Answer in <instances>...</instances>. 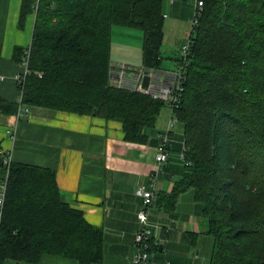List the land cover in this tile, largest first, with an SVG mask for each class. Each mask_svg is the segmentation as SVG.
<instances>
[{
  "label": "trees",
  "instance_id": "obj_1",
  "mask_svg": "<svg viewBox=\"0 0 264 264\" xmlns=\"http://www.w3.org/2000/svg\"><path fill=\"white\" fill-rule=\"evenodd\" d=\"M34 12L25 104L119 121L125 141L145 144L168 104L110 85L112 37L116 27L141 30L142 64L160 71L162 0H22L20 22ZM192 40L173 115L184 126L183 169L155 205L174 209L193 190L214 240L211 264H264V0H206ZM25 50L15 51L20 63ZM8 173L0 264L103 261V229L64 200L55 169L11 161Z\"/></svg>",
  "mask_w": 264,
  "mask_h": 264
},
{
  "label": "crops",
  "instance_id": "obj_2",
  "mask_svg": "<svg viewBox=\"0 0 264 264\" xmlns=\"http://www.w3.org/2000/svg\"><path fill=\"white\" fill-rule=\"evenodd\" d=\"M196 2L162 0L165 20L162 48L166 47L170 55L163 56L173 59L174 64L163 62L162 69L156 71L160 72L158 75L178 70ZM21 7L22 0H0V147L11 156L12 162L56 170L64 200L81 210L90 224L104 231V259L97 264H133L135 236L141 228L137 214L143 206V200L136 191L139 187L152 189L151 178L157 166L160 135L168 130L173 111L169 107L168 113L161 112V117L166 116L165 123L159 118L157 128H150L147 132L145 144L125 141L121 122L96 116L27 105L29 116L19 118V92L13 76L21 71L23 62L17 60L15 51L31 46L36 21L34 12L21 23ZM133 31L116 28L112 52L116 50L122 57L127 49H132V42L127 37L133 39L134 34L139 35L137 38L142 36ZM113 64L143 67L142 63L132 64L116 57L111 62ZM3 104H17L18 110L11 115ZM184 134V126L178 122L171 133L173 141L169 148V161L162 166L157 178V196L170 194L181 174ZM3 176L0 165V179ZM150 221L154 232L151 264H211L214 240L208 233L204 206L193 190L183 193L174 209L163 207L161 202L153 206ZM5 264L34 263L8 260ZM36 264L79 262L46 255Z\"/></svg>",
  "mask_w": 264,
  "mask_h": 264
},
{
  "label": "built area",
  "instance_id": "obj_3",
  "mask_svg": "<svg viewBox=\"0 0 264 264\" xmlns=\"http://www.w3.org/2000/svg\"><path fill=\"white\" fill-rule=\"evenodd\" d=\"M206 0H197L194 15L190 21L192 28L188 34V41L182 48V61L179 70L175 72L164 71L160 75L146 67H132L126 64H115L111 66L110 85L115 88H127L137 92L153 95L155 98L162 100L172 109L173 114L176 108L181 104V96L184 93V83L186 81V67L189 64V56L193 47V34L196 26L199 24L200 18L204 10ZM31 55V46L25 50V57L21 71L13 76L18 86V117L27 118L30 109L24 102V92L26 87L27 76L31 73L29 69V59ZM41 76V74H39ZM145 76H150V88H143V80ZM177 123V118L172 116L169 121V127L166 132L160 135V144L157 148L156 162L157 166L151 178L152 189L139 187L136 191L137 195L142 198L143 206L138 212V219L141 228L135 236L136 252L133 257V264H151V255L153 253L152 240L154 237L153 225L150 221L151 208L155 206L157 201L156 182L161 173L162 166L169 161V148L172 143L171 130ZM186 145L184 144V149ZM11 163V156L0 147V165L7 167V171L0 179V222L5 204V197L8 183V167Z\"/></svg>",
  "mask_w": 264,
  "mask_h": 264
},
{
  "label": "rangeland",
  "instance_id": "obj_4",
  "mask_svg": "<svg viewBox=\"0 0 264 264\" xmlns=\"http://www.w3.org/2000/svg\"><path fill=\"white\" fill-rule=\"evenodd\" d=\"M191 25V24H190ZM116 28H124V29H128V28H125V27H116ZM191 28H192V25L190 26V31H191ZM135 31H133V32H138V34H141L142 36H140V38L138 37L137 38V36H139V35H132L133 36V39L132 38H130V37H127L128 39V41H131L132 42V45H133V48L132 49H127V51H125V53H124V56H120L119 54H121V53H116V50L114 51V52H112V61H115V57H116V59H122V60H127V61H131L132 62V64H136V63H138V64H141L142 63V58H141V53H140V48H141V46L140 45H142L143 44V33H140V32H142L141 30H138V29H134ZM189 31V32H190ZM115 34H116V37H119V35H118V31H115ZM139 39H141V42H139ZM188 41V40H187ZM115 53H116V55H115ZM162 53H163V55L166 57V56H170V55H168L167 54V52H166V47H163L162 48ZM119 56H118V55ZM137 55H138V57H137ZM181 56H182V52H181ZM118 57V58H117ZM136 59H138V60H136ZM137 61V62H134V61ZM111 61V62H112ZM173 61V59H171V58H167V59H165L164 60V64H166V65H168V64H170L171 63V65H173L174 64V62H172ZM130 64V63H129ZM113 65H115V64H113ZM112 66V65H111ZM180 66H181V62H180V65H179V67H178V70H179V68H180ZM156 71V70H155ZM157 73H160V72H157ZM163 110L166 112V113H168L169 111L168 110H170L169 109V106L168 105H165L164 107H163ZM162 110V111H163ZM159 118L161 119V120H163V122L165 123V118H166V116L164 117V116H159L158 117V120H159ZM157 120V121H158ZM157 126H158V124L156 123V125H155V127H153L154 129H156L157 128ZM149 131V129H147V132ZM165 131H167V130H165ZM174 132V131H173ZM181 161V163L183 164V160L182 159H180Z\"/></svg>",
  "mask_w": 264,
  "mask_h": 264
},
{
  "label": "water",
  "instance_id": "obj_5",
  "mask_svg": "<svg viewBox=\"0 0 264 264\" xmlns=\"http://www.w3.org/2000/svg\"><path fill=\"white\" fill-rule=\"evenodd\" d=\"M150 85H151V78H150V76H145L144 77V80H143V88L145 90H147V89L150 88Z\"/></svg>",
  "mask_w": 264,
  "mask_h": 264
},
{
  "label": "bare ground",
  "instance_id": "obj_6",
  "mask_svg": "<svg viewBox=\"0 0 264 264\" xmlns=\"http://www.w3.org/2000/svg\"><path fill=\"white\" fill-rule=\"evenodd\" d=\"M189 64H190V62H189ZM189 64H188V65H189Z\"/></svg>",
  "mask_w": 264,
  "mask_h": 264
}]
</instances>
